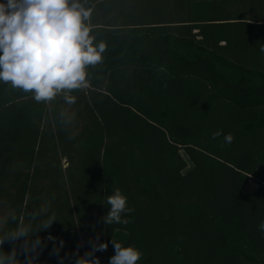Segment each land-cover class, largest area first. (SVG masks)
<instances>
[{
  "label": "trees",
  "instance_id": "obj_1",
  "mask_svg": "<svg viewBox=\"0 0 264 264\" xmlns=\"http://www.w3.org/2000/svg\"><path fill=\"white\" fill-rule=\"evenodd\" d=\"M75 2L105 45L85 83L37 101L0 81V252L75 264L98 242L109 264L115 240L137 264H264V0ZM115 187L134 211L106 226Z\"/></svg>",
  "mask_w": 264,
  "mask_h": 264
},
{
  "label": "clouds",
  "instance_id": "obj_2",
  "mask_svg": "<svg viewBox=\"0 0 264 264\" xmlns=\"http://www.w3.org/2000/svg\"><path fill=\"white\" fill-rule=\"evenodd\" d=\"M91 11L78 2L69 0H4L0 2V81H10L12 86L24 92H34L39 100L52 99L62 89H75L85 83V67L101 60L104 43L93 44L90 28L85 21ZM264 52V47L260 49ZM222 134L213 133L215 139ZM234 136L224 135L226 144H231ZM128 197L121 188H113L103 204L107 213L101 217L106 226L127 225L130 221L125 214L134 211L127 206ZM55 217H49L42 225L51 227ZM264 232V221L258 224ZM28 236L27 230H21L13 240ZM49 239H54L49 237ZM98 241V238H97ZM63 242H61L62 245ZM115 255L109 258V264H137L143 252L134 245L123 246L112 240ZM37 244H33L35 248ZM107 243L93 242L90 251L78 256L75 264H100L96 251H106ZM58 255V248L53 249ZM26 264H34L25 251ZM63 258H61L62 264ZM0 264H17L15 250L0 252Z\"/></svg>",
  "mask_w": 264,
  "mask_h": 264
},
{
  "label": "rangeland",
  "instance_id": "obj_3",
  "mask_svg": "<svg viewBox=\"0 0 264 264\" xmlns=\"http://www.w3.org/2000/svg\"><path fill=\"white\" fill-rule=\"evenodd\" d=\"M189 166H190V164L188 163V167ZM256 187H257V184L253 180H251L246 185L245 192L249 195H252L254 193ZM114 235L118 239H125V237H126V233L124 231H120V230H117Z\"/></svg>",
  "mask_w": 264,
  "mask_h": 264
}]
</instances>
